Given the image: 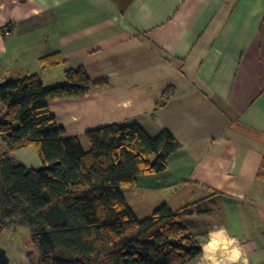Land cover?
<instances>
[{
    "label": "crops",
    "instance_id": "0c3cea01",
    "mask_svg": "<svg viewBox=\"0 0 264 264\" xmlns=\"http://www.w3.org/2000/svg\"><path fill=\"white\" fill-rule=\"evenodd\" d=\"M77 66L108 85L48 106L85 150L86 130L109 123L180 143L127 187L136 217L187 206L202 248L188 264H264V0H0V82L50 86Z\"/></svg>",
    "mask_w": 264,
    "mask_h": 264
},
{
    "label": "trees",
    "instance_id": "16d2710c",
    "mask_svg": "<svg viewBox=\"0 0 264 264\" xmlns=\"http://www.w3.org/2000/svg\"><path fill=\"white\" fill-rule=\"evenodd\" d=\"M60 61L58 52L40 58L43 67ZM106 85L83 66L67 68L64 81L50 86L35 73L0 82L6 149L0 152V228L28 229L31 264H188L202 253L182 222L188 207L164 203L139 219L122 193L139 175L166 169L180 147L174 136L165 128L150 137L137 123H109L86 130L85 150L48 106L50 99L84 97ZM31 145L39 167L8 154Z\"/></svg>",
    "mask_w": 264,
    "mask_h": 264
},
{
    "label": "rangeland",
    "instance_id": "374dc122",
    "mask_svg": "<svg viewBox=\"0 0 264 264\" xmlns=\"http://www.w3.org/2000/svg\"><path fill=\"white\" fill-rule=\"evenodd\" d=\"M2 149L3 145L0 142V152ZM14 158H20L21 160H24L25 163L31 164L34 167L41 166L39 156L33 145L15 151ZM122 193L127 197L128 188L123 187ZM32 247L27 228H0V248L4 249L8 256V264H31L26 257V253L28 250L32 249ZM32 250L34 251V249Z\"/></svg>",
    "mask_w": 264,
    "mask_h": 264
},
{
    "label": "water",
    "instance_id": "95a60500",
    "mask_svg": "<svg viewBox=\"0 0 264 264\" xmlns=\"http://www.w3.org/2000/svg\"><path fill=\"white\" fill-rule=\"evenodd\" d=\"M9 259L4 249L0 248V264H8Z\"/></svg>",
    "mask_w": 264,
    "mask_h": 264
}]
</instances>
